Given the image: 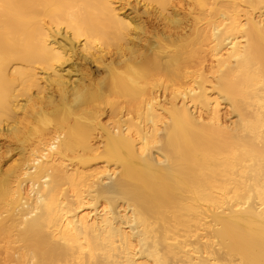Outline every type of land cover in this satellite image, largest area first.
I'll use <instances>...</instances> for the list:
<instances>
[{
    "label": "bare ground",
    "instance_id": "6f19581e",
    "mask_svg": "<svg viewBox=\"0 0 264 264\" xmlns=\"http://www.w3.org/2000/svg\"><path fill=\"white\" fill-rule=\"evenodd\" d=\"M0 264H264V0H0Z\"/></svg>",
    "mask_w": 264,
    "mask_h": 264
},
{
    "label": "rangeland",
    "instance_id": "374dc122",
    "mask_svg": "<svg viewBox=\"0 0 264 264\" xmlns=\"http://www.w3.org/2000/svg\"><path fill=\"white\" fill-rule=\"evenodd\" d=\"M222 109H223L222 110V116H223L224 122L227 123V124H230L232 119H234V117H232V119L230 118L231 114L227 112L228 111L227 107L223 106Z\"/></svg>",
    "mask_w": 264,
    "mask_h": 264
}]
</instances>
